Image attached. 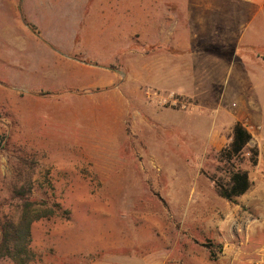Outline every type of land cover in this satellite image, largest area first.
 Segmentation results:
<instances>
[{
    "label": "rangeland",
    "instance_id": "1",
    "mask_svg": "<svg viewBox=\"0 0 264 264\" xmlns=\"http://www.w3.org/2000/svg\"><path fill=\"white\" fill-rule=\"evenodd\" d=\"M51 20L79 42L104 32L96 65L106 86L20 83V37L56 30ZM3 28L0 55L11 65L0 64L10 80H0V221L15 216L13 188L29 183L31 199L59 215L31 226L29 264H264V160L258 169L247 149L229 164L220 156L237 117L259 130L248 114L264 101L262 15L239 0H0ZM207 37L226 43L212 49L224 56L217 70L173 49L187 39L200 52ZM181 57L192 65L168 81L164 60L173 70ZM233 168L252 184L230 203L214 181Z\"/></svg>",
    "mask_w": 264,
    "mask_h": 264
},
{
    "label": "crops",
    "instance_id": "2",
    "mask_svg": "<svg viewBox=\"0 0 264 264\" xmlns=\"http://www.w3.org/2000/svg\"><path fill=\"white\" fill-rule=\"evenodd\" d=\"M237 1V0H236ZM242 2L245 8H247L251 13L255 15H262V30L264 29V0H239ZM25 11L28 14H32V18H36L39 20V18L36 17L37 11L36 8L32 9L29 5L24 4ZM30 9V10H28ZM49 13L47 15L52 17H57V12H54V10L50 9L48 11ZM30 14V15H31ZM44 15V14H43ZM38 23L36 27H41V21ZM60 22V21H58ZM54 23L53 20H51L50 24L51 27L55 26L54 28L56 30L54 31H43L41 33H35V32H24V35L20 37L22 40L21 43H19V57L17 58V61L15 63L17 64L18 68V79H20V83L23 81L26 83L27 79L32 80V85L27 86L33 87V88H97L99 86H106L107 84V77L106 73L101 74L100 72L105 71V68L103 66H97L96 64H100L101 61L99 56H101L102 52H106V36L104 35V32H101L99 30H94L95 32H86L82 33V42H79V34H76L75 32L71 31L69 29V25L65 22L62 23ZM2 23H5V20L2 21ZM55 24V25H54ZM58 24V25H57ZM7 33V38L8 32ZM103 33V35H102ZM103 36V37H102ZM0 38L3 40L6 39L5 36V28H3V34L0 35ZM54 41L52 44L56 48H52L50 46V43L44 42V41ZM264 40V33L262 32V42ZM56 41V42H55ZM78 43H81V45H78ZM178 47H174L173 49L178 51V55L184 56V55H195V56H202V63L203 65H214L215 70L218 69V67L223 62V54H221L218 51L217 57H215V54L213 52V48H222L226 46L225 41H218V40H210V38L205 39L204 47L200 49V52L197 49V52H193L190 50L192 49V43L191 41H188L187 39L183 42V40H178ZM251 45V44H250ZM77 46V49H76ZM206 46V47H205ZM79 47V48H78ZM86 47H88V54L89 60H83L76 57V50L78 51H84V54L86 55ZM220 54V55H219ZM79 53H77V56ZM86 57H88L86 55ZM200 58V57H198ZM222 58V59H220ZM166 59V58H165ZM9 58L5 50L2 51V54L0 55V64H8ZM192 60H189L185 58H180L179 62V68L178 69H171V61L164 60V66L163 70L167 71L166 75H168V81L170 80L171 72L179 71L182 72V70H185V68L189 67ZM183 63L185 68H183ZM9 64L11 65V62L9 61ZM196 64V60H195ZM194 64V65H195ZM169 66V68L167 67ZM15 67V65H13ZM8 68V67H7ZM14 69V68H12ZM11 70V69H10ZM102 70V71H101ZM40 72L41 76L37 77L36 74ZM11 77V76H10ZM181 77L179 76L181 83ZM7 79V80H6ZM6 79L0 77V80L4 83V85H0L2 87L5 86V82H9V78L6 77ZM40 81L41 83H36L37 81ZM24 83V84H25ZM111 84V83H110ZM244 113V112H242ZM249 118L251 121L259 124L258 131H255L252 133L249 128L247 130L250 132L252 136L253 145L257 147L258 149V161L256 168L262 169V160H264V125L261 124V119H264V101L262 108H260L256 112H250ZM242 117H237V122H240ZM260 121V122H259ZM236 122V123H237ZM241 123V122H240ZM235 124V123H234ZM234 126V125H233ZM233 128V127H232ZM263 142V146H262ZM263 147V148H262Z\"/></svg>",
    "mask_w": 264,
    "mask_h": 264
},
{
    "label": "trees",
    "instance_id": "3",
    "mask_svg": "<svg viewBox=\"0 0 264 264\" xmlns=\"http://www.w3.org/2000/svg\"><path fill=\"white\" fill-rule=\"evenodd\" d=\"M252 136L240 122L234 124L231 141L227 148L220 152L222 162L229 164L236 160L247 149L249 162L257 163V147H249ZM219 197L227 202L235 203L237 198L245 195L251 188V181L247 171L233 168L226 182H215ZM32 185L29 183L12 190V200L17 201L15 216L5 217L0 221V258L8 259L14 264H29L31 260L30 241L31 226L42 220L57 217L58 212L45 201L31 199ZM212 259L215 258L211 252Z\"/></svg>",
    "mask_w": 264,
    "mask_h": 264
}]
</instances>
